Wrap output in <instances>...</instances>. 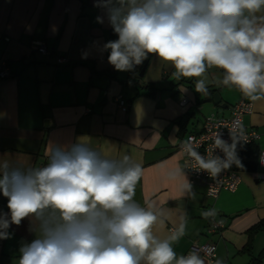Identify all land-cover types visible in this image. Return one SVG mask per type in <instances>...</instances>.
<instances>
[{
	"label": "crops",
	"instance_id": "1",
	"mask_svg": "<svg viewBox=\"0 0 264 264\" xmlns=\"http://www.w3.org/2000/svg\"><path fill=\"white\" fill-rule=\"evenodd\" d=\"M116 39L96 0H0V63L10 72L0 78V157L24 167L43 166L50 145L78 139L110 158L128 155L142 167L134 199L143 207L152 204L159 214L154 235L165 239L183 226L184 235L173 243L178 257L193 242L216 244L213 260L201 257L205 264H250L264 256V228L252 235L250 250L244 248L248 229L264 219V166L258 163L264 150V98L253 101L235 87L217 84L222 73L213 67L205 76L208 87H219L220 103L211 97L204 101L210 94L197 95L152 54L134 70L118 71L103 48ZM40 42L47 54L37 49ZM56 56L65 60L57 62ZM147 83L157 88L154 93L143 87ZM119 94L126 110L115 101ZM242 98L251 101L243 124L258 133V150L236 147L241 181L212 198L204 186L189 183L178 146L201 130L207 116H229ZM7 205L0 194V215L9 214ZM213 209L214 216L203 215ZM213 218L224 226L209 232ZM33 229L30 218L10 225L9 238L0 239V264H18L20 247L36 238ZM257 264H264V257Z\"/></svg>",
	"mask_w": 264,
	"mask_h": 264
},
{
	"label": "clouds",
	"instance_id": "2",
	"mask_svg": "<svg viewBox=\"0 0 264 264\" xmlns=\"http://www.w3.org/2000/svg\"><path fill=\"white\" fill-rule=\"evenodd\" d=\"M96 6L118 36L103 45L116 70L132 71L152 54L175 69L177 80L200 78L198 93L207 94L205 74L214 67L223 71L217 84L253 101L264 98V0H96ZM236 143L217 136L212 152L220 149L223 158H205L190 146L188 153L216 176L240 166ZM46 154L39 167L0 157V194L9 209L0 215V239L25 218L36 233L20 247L18 264H205L197 252L174 251L183 226L165 239L154 235L159 214L134 199L142 167L128 155L107 157L84 139L52 144ZM185 187L191 191L187 180Z\"/></svg>",
	"mask_w": 264,
	"mask_h": 264
},
{
	"label": "built area",
	"instance_id": "3",
	"mask_svg": "<svg viewBox=\"0 0 264 264\" xmlns=\"http://www.w3.org/2000/svg\"><path fill=\"white\" fill-rule=\"evenodd\" d=\"M37 49L43 54L48 53L44 42H40ZM64 60L65 58L63 56H56L57 62H62ZM138 66H135V68ZM8 76H10L8 67L4 62H1L0 78ZM115 101L118 107L126 110V102L122 94H119ZM185 101L186 99H183L181 103L183 104ZM249 112H251V101L242 98L231 106L229 116L218 115L216 113L210 114L205 118L201 130L189 133L178 146L182 154L183 170L188 175L189 183L204 186L205 193L209 197L216 198L222 190H235L241 181L239 168L237 165L233 164L220 174L212 176L208 171L199 168L198 163L188 153V148L190 146L196 149L205 158L210 159L212 156L223 158L224 153L220 149H215L212 152L214 142L218 135L229 145H231L233 141H255L259 137L258 133L253 129L245 128L243 124V115ZM262 161H264V150L259 153L258 157V163L264 166ZM223 226V220L213 218L208 226V231L214 232ZM191 252H197L201 257L213 260L216 256V244L213 242H193L184 255L186 256Z\"/></svg>",
	"mask_w": 264,
	"mask_h": 264
},
{
	"label": "trees",
	"instance_id": "4",
	"mask_svg": "<svg viewBox=\"0 0 264 264\" xmlns=\"http://www.w3.org/2000/svg\"><path fill=\"white\" fill-rule=\"evenodd\" d=\"M149 58H150V55L148 56V58L147 59H145L144 60V63H147L148 62V60H149ZM221 73H222V77H223V71L221 70ZM186 81L187 83H189L192 87H194L195 88V84H196V82L193 80V79H191V78H182L180 81ZM146 90H147V92L148 93H154V91L157 89L154 85H152V84H146V85H144L143 86ZM219 89V87L218 88H212V87H208V92H207V94H213L215 91H217ZM197 92V91H196ZM206 94V95H207ZM197 95H205V94H201V93H198L197 92ZM178 119V118H177ZM241 146H244V147H250L251 148V150H252V152L254 153V154H256L257 153V146H256V144H255V142L254 141H251V142H237L236 143V147H241ZM262 228H264V219H261L259 222H257L256 224H254L251 228H249L248 229V235H249V240H248V242H247V244H246V246L244 247L245 249H247V250H250V247H251V237H252V235L256 232V231H258L259 229H262ZM262 257H264V256H259V257H257L256 259H253L252 260V262L250 263V264H257L258 262H260V260L262 259Z\"/></svg>",
	"mask_w": 264,
	"mask_h": 264
},
{
	"label": "water",
	"instance_id": "5",
	"mask_svg": "<svg viewBox=\"0 0 264 264\" xmlns=\"http://www.w3.org/2000/svg\"><path fill=\"white\" fill-rule=\"evenodd\" d=\"M140 74H142V71H141ZM210 97L213 99L214 103H217V104L220 103L221 96H220V94L218 92H214L212 94V96L207 95L206 98L204 99V101H208L210 99ZM221 105L222 106H226L227 104H221Z\"/></svg>",
	"mask_w": 264,
	"mask_h": 264
}]
</instances>
